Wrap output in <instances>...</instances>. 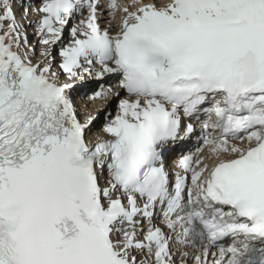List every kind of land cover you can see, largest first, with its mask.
Segmentation results:
<instances>
[{"label": "snow or ice", "instance_id": "6c2138e0", "mask_svg": "<svg viewBox=\"0 0 264 264\" xmlns=\"http://www.w3.org/2000/svg\"><path fill=\"white\" fill-rule=\"evenodd\" d=\"M0 264H264V0H0Z\"/></svg>", "mask_w": 264, "mask_h": 264}, {"label": "bare ground", "instance_id": "6f19581e", "mask_svg": "<svg viewBox=\"0 0 264 264\" xmlns=\"http://www.w3.org/2000/svg\"><path fill=\"white\" fill-rule=\"evenodd\" d=\"M39 2H40V0H25V3L26 4H32L33 7L36 6V5H38ZM16 3H17V5H19L20 0H16ZM81 18H82L81 16H77L76 21L73 23V26H75V23H78ZM36 19H37V17L35 15H32L30 17V20L33 21V22H35ZM110 19H111V16L109 15L108 9L107 8H104L102 10V13H101V16H100V21H99L101 27L102 28L108 27V21ZM25 23H26V27H27V37H28V39H30V36L29 35H31L32 33H37L36 27H35V31H34V28L33 29L32 28H28L29 26H27V22H25ZM67 34H68V31L66 29V31L64 33V36H67ZM70 39H71V37H68V42H70ZM36 43L39 44V36H38V34H36V38L34 39L33 43H31L30 47L33 49L34 46L36 45ZM67 43L65 45H67ZM39 47H40V50L39 51H42L44 46L41 45ZM38 56L39 57L37 59L35 58L36 57V54L33 56L34 62L35 61H38L40 59V55H38ZM96 67H99V66L97 65ZM104 82H105V87H112L114 90L120 91L118 89V83L119 82H117V79L116 78H113L112 76H108V78L105 79ZM92 83L98 84L100 82L93 81ZM96 90H98V89H96ZM123 96H124V94L121 92V95L119 97H112V98L114 100H116L118 98H123ZM75 99H76L77 107L80 108L82 110V112L85 110V107L87 106V109L88 110H91V111H94V112L95 111H98L99 113H102V111L105 109L104 104L106 102H108L109 99H111V97L107 101H91V100H89L87 98L82 99L79 95H77L75 97ZM100 134H102V133H100L99 126L93 128L92 132L90 133L91 136H96V135H100ZM201 136H202V134L200 133V130L195 129V133L193 135H191L187 140H185V141L182 142V147L179 150L174 151L172 153L175 154V153H179L180 151H184V146L186 144L194 143L196 141V139L197 138H200ZM171 156L172 155H170V154L166 155V160L168 159L170 161V168L172 167V169H176L175 168V164L177 163V161H178L179 158L173 159ZM170 173L172 175L175 174V172L173 170H170ZM157 224L160 225V224H162V222H158Z\"/></svg>", "mask_w": 264, "mask_h": 264}, {"label": "rangeland", "instance_id": "374dc122", "mask_svg": "<svg viewBox=\"0 0 264 264\" xmlns=\"http://www.w3.org/2000/svg\"><path fill=\"white\" fill-rule=\"evenodd\" d=\"M72 26V25H71ZM28 28H34V31H35V25H32V26H29ZM67 31H68V34H67V36H63V40H64V42H65V44L68 42V37H70V28L69 29H67ZM36 34L37 33H32L31 35H29L30 36V39H29V41H30V45H31V43H33V41H34V39L36 38ZM65 37V38H64ZM39 46H41V44L39 43V44H37L36 43V45L34 46V55L36 54V59L39 57L38 55H40V52L41 51H39L40 50V47ZM53 51H54V53L57 55V61H58V59H59V56H58V52H59V48L58 47H56V48H54V49H52ZM108 78V76H105V79H107ZM105 79H104V81H105ZM100 82V83H104L105 84V82ZM119 99L120 98H118V99H116V100H114L112 97H111V99H109V101L108 102H106L105 104H104V107H105V109L102 111V113L105 111V110H107V111H111L112 113H115V111L117 110V105H118V102H119ZM101 113V114H102Z\"/></svg>", "mask_w": 264, "mask_h": 264}]
</instances>
